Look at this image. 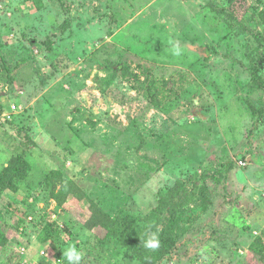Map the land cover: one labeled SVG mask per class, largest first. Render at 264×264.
<instances>
[{"label":"rangeland","instance_id":"374dc122","mask_svg":"<svg viewBox=\"0 0 264 264\" xmlns=\"http://www.w3.org/2000/svg\"><path fill=\"white\" fill-rule=\"evenodd\" d=\"M261 37L264 0H0V96L25 80L28 111L55 103L70 122L65 140L61 130L45 138L48 151L17 119L0 125V173L30 149L41 183L0 197L11 237L0 264H68L72 245L80 264H264L248 250L260 238L264 254V92L250 76L261 64L264 79ZM52 170L115 228L91 232L78 219L84 202L55 203ZM216 172L197 219L200 186ZM175 210L178 246L156 262L143 241Z\"/></svg>","mask_w":264,"mask_h":264},{"label":"trees","instance_id":"16d2710c","mask_svg":"<svg viewBox=\"0 0 264 264\" xmlns=\"http://www.w3.org/2000/svg\"><path fill=\"white\" fill-rule=\"evenodd\" d=\"M260 48V53L262 56H264L263 37H261ZM262 67L263 65L261 64L252 67L250 70V76L255 87L264 92V79L260 75ZM26 141L29 142V144L33 147L37 146L32 141V139L27 136ZM25 156L26 150L12 157L9 160L8 165L0 173V197L3 196L7 191L18 193L20 191V183L27 180L29 175L32 173L33 166L25 158ZM222 177L223 174L216 172L212 174L210 178L208 177L209 180H206L200 186L199 198L201 210L197 216V219L200 216L208 213L212 204L210 193L212 189L222 180ZM46 178L52 185L54 201L60 207H65L70 202H84L85 205L78 214V219L86 229L90 230L91 232H96L100 229L109 230L115 228V221L113 218L93 198H91L75 180L67 179L61 170L50 171ZM176 191V188H172L166 193H160L159 209L162 214L165 212L164 207L169 197L173 196ZM178 211L179 210L174 211V213L169 218L168 224L158 235L157 247L154 248L156 262L163 261L170 257L178 246L177 233L182 222V213L178 214ZM4 223L3 213L0 209V250L7 247L11 242V237L3 227ZM262 245L263 243H261V239L255 238L248 247V250L254 256L255 260L264 263V254L261 253L260 250Z\"/></svg>","mask_w":264,"mask_h":264},{"label":"crops","instance_id":"0c3cea01","mask_svg":"<svg viewBox=\"0 0 264 264\" xmlns=\"http://www.w3.org/2000/svg\"><path fill=\"white\" fill-rule=\"evenodd\" d=\"M27 86H28V83H26L25 80L18 79V81L16 80V83L14 86V88L16 89L15 93H10L9 96L8 95L5 96V94L0 96V106L2 107V109H0V125L5 123V125L9 126L10 125L9 123L12 122V119H17L18 120L17 123L21 124L22 126H25L24 131L27 130L25 133L26 136L29 137L30 139H32V141L37 145V147L38 146H40L42 148L44 146L46 147V145H48V142L45 141V140H47L45 138L48 137L50 139V141H52L53 139H55V136L52 133L58 132L59 130H61V134H60V136L58 134V138L60 140H65L66 139V131L68 130V129L66 130V128L68 127V125L70 123L67 115L65 118L66 122L64 124H60L57 120V114H58L57 113V109H58L57 107L58 106L56 104V106H57L56 107L54 105L55 103H52V105L50 104V106L52 108L48 107V109H43V110L41 109L38 112L37 111H34V112L28 111L29 110V104L25 106V104H27V103L24 100L25 98H27V95H26ZM7 87L8 88H7L6 94H8V92L10 91L9 90L10 85H8ZM27 111L30 112V115L32 113L33 116H35V118H33V119L32 118H26V116L28 115ZM40 112H42L41 114L44 115V117H42V115H39ZM18 115H21L22 118L20 119V117ZM19 119H20V121H19ZM4 147L7 149L6 145H4ZM46 149L48 151L50 148L47 147V148H45V150ZM30 152H31L30 149H29V151H26L25 158L33 166V163L28 159V157L30 156ZM15 155H17V154H15ZM15 155H13L12 157H14ZM35 179L36 178L34 176V169H33L32 173L29 175L27 180L20 183V191L18 193H12L10 191H7V192H5V195H10V193L17 195V194L25 191L27 187L34 188L35 186L40 185L41 184L40 180L38 183H36ZM34 201H35V198H33V197H31L29 199V203H32V202L34 203ZM29 217H32V216H29ZM24 248H26V247H24ZM27 253H28V249L26 248L25 255ZM239 259H241V258H239Z\"/></svg>","mask_w":264,"mask_h":264},{"label":"clouds","instance_id":"9594fccd","mask_svg":"<svg viewBox=\"0 0 264 264\" xmlns=\"http://www.w3.org/2000/svg\"><path fill=\"white\" fill-rule=\"evenodd\" d=\"M143 244L146 248L157 247L156 234L153 233L147 240L143 241ZM82 256V251L75 245H72L63 251V259H66L68 264H80Z\"/></svg>","mask_w":264,"mask_h":264},{"label":"built area","instance_id":"2783aa9c","mask_svg":"<svg viewBox=\"0 0 264 264\" xmlns=\"http://www.w3.org/2000/svg\"><path fill=\"white\" fill-rule=\"evenodd\" d=\"M29 219H30V220H33L32 217H29ZM21 230L24 232V231H25L24 227H22ZM22 253H23V254L26 253V248H24V247L22 248ZM43 254H45V253L43 252ZM21 264H24V263H21ZM57 264H58V263H57Z\"/></svg>","mask_w":264,"mask_h":264}]
</instances>
